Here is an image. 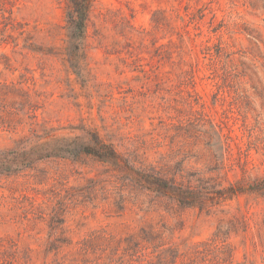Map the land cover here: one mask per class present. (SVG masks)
Segmentation results:
<instances>
[{
	"label": "rangeland",
	"instance_id": "obj_1",
	"mask_svg": "<svg viewBox=\"0 0 264 264\" xmlns=\"http://www.w3.org/2000/svg\"><path fill=\"white\" fill-rule=\"evenodd\" d=\"M84 130L120 165L23 159ZM0 150V264H264V0H0ZM153 166L237 191L185 206L130 169Z\"/></svg>",
	"mask_w": 264,
	"mask_h": 264
},
{
	"label": "trees",
	"instance_id": "obj_2",
	"mask_svg": "<svg viewBox=\"0 0 264 264\" xmlns=\"http://www.w3.org/2000/svg\"><path fill=\"white\" fill-rule=\"evenodd\" d=\"M211 11V22L215 24L217 15L213 9ZM69 13L70 16L73 17L72 23L69 25L73 30L72 44L77 49L76 52L78 56L80 45L86 31L87 5L80 6V4H78ZM75 15L77 16L75 17ZM222 22L223 21H221L220 24H222ZM206 49L207 53H209L212 58L214 54L219 53V51L225 48L222 46L221 39H219L214 45L207 44ZM7 152H12L11 157L3 155ZM84 153L96 156L102 161L120 165L119 160L121 159V154L114 145L105 140L98 132L90 130H86L83 135L70 138H58L36 144L35 147L29 150L25 147L22 150L23 159L29 162L34 159V155H38L39 157L63 156L75 158ZM18 156H20L18 150H0V169H9L13 167V165H16L17 162H20ZM130 169H132L131 171L134 174V178L144 188L169 195L185 206H198L201 209H210L219 204L222 199L226 198L228 195L232 196L237 191L235 188L227 187L217 188V190H213L214 188L210 189V187L216 185V180L213 176H206L204 171L194 170L188 172L187 175L181 173L182 180L177 181L176 179L168 180L164 178L163 168L161 166H153L151 170H139L133 167Z\"/></svg>",
	"mask_w": 264,
	"mask_h": 264
}]
</instances>
